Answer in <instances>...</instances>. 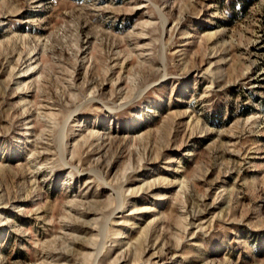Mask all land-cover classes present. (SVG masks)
Instances as JSON below:
<instances>
[{
    "label": "rangeland",
    "instance_id": "374dc122",
    "mask_svg": "<svg viewBox=\"0 0 264 264\" xmlns=\"http://www.w3.org/2000/svg\"><path fill=\"white\" fill-rule=\"evenodd\" d=\"M0 264H264V0H0Z\"/></svg>",
    "mask_w": 264,
    "mask_h": 264
}]
</instances>
